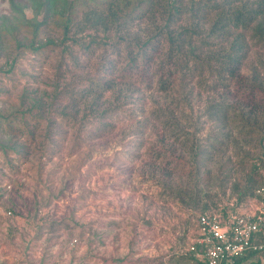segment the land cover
<instances>
[{"label":"rangeland","instance_id":"1","mask_svg":"<svg viewBox=\"0 0 264 264\" xmlns=\"http://www.w3.org/2000/svg\"><path fill=\"white\" fill-rule=\"evenodd\" d=\"M222 1L171 0L180 14L107 27L80 11L63 38L65 21L46 20L45 0H0V183L12 186L5 190L12 215L4 208L0 215V264H196L186 252L196 215L230 204L239 211L248 198L238 203L233 191L236 155L260 153L235 136L205 147L196 179L192 162L182 165L191 146H206L220 129L209 106L223 100L239 112L264 104L259 96L247 103L243 85L264 86V45L251 31H211L219 11L207 4ZM226 1L223 11L239 4L264 11V0ZM38 25L34 45H54L40 54L30 48ZM189 35L197 56L181 72L186 47L168 61V38ZM145 42L155 47L147 62ZM233 46L240 63L228 77L220 58ZM105 79L112 88L102 91ZM181 180L190 190L196 184V204L176 197ZM255 259L264 264V253Z\"/></svg>","mask_w":264,"mask_h":264},{"label":"trees","instance_id":"2","mask_svg":"<svg viewBox=\"0 0 264 264\" xmlns=\"http://www.w3.org/2000/svg\"><path fill=\"white\" fill-rule=\"evenodd\" d=\"M32 1L36 3V0ZM57 1L58 0H45V18L47 20L51 14H54L55 16L64 19L65 23L63 25L62 31L63 38H66L65 35L68 32L70 23L75 19L77 12L80 11H82L83 15L85 16L84 18L88 20L91 18L94 19L90 21L92 24L98 22L102 27H107L108 25L114 24L117 25L120 20H126L128 18L136 19L149 13H157L162 11L174 14L181 13V8L173 4L171 0H79L77 3H74V0H72L69 4H67L66 0H61L60 6H57ZM229 3L230 2L225 0L222 2L207 4L208 7L214 9L215 11H219V15L216 16L217 19L214 22V25L211 27V31L219 34H228L232 30L251 31L253 37H255V39L264 45V11L262 12V10L259 8L252 9L251 7H246L244 4L235 5L233 7L229 6L226 11H223L224 5ZM41 6L42 5L38 6L36 4L37 10H39ZM90 7H92V9H90ZM56 8L59 9H57L55 12H52V10ZM35 13L37 14L38 12L35 11ZM40 26L41 25H38L36 27V31L34 30L35 36L33 35V39L30 42L31 50L39 54L54 46L50 40L43 43L41 42V44L38 46L34 45L36 41L35 37L38 33V30H40ZM184 33H190V31H183L182 34ZM152 39H156L155 35L152 37ZM168 43V61L172 60L173 54H180L184 48L183 46L186 47V52L183 55L184 58L178 64V71L182 72L184 69L190 71V59L194 60L197 56L195 53V47L191 45V35H189L188 38L183 37L173 39L169 37ZM147 45H149V47H147ZM154 49L155 47L150 45L149 42H145L144 45L139 49L140 55L144 62L150 60V55L155 52ZM232 50L234 53L231 52V55L227 54L228 57L225 55L224 57L220 58L221 63H226L221 69V72L224 71L228 77H235V67H237V65L240 63L239 55L237 54L238 51H240V47L235 50L233 46ZM187 56L189 57L188 59ZM131 63L129 66H132ZM195 65L196 61H191V67H194ZM111 83V80H101L98 82V87L102 91L110 90L112 88ZM243 85L245 89L248 90L247 95L245 96V99H248L245 100L247 103L251 102L253 97L257 98L258 96L264 101V86L262 84H256L255 80H252L251 82H244ZM249 105L246 104L241 106L239 112L233 110L232 107L223 100L208 107V118L214 123H217V126L220 129L214 131L211 136H208L210 143L206 146L195 145L189 148L191 161L185 160L183 161L182 165L187 167L188 164L192 162L190 165L191 176L193 175L196 179V176L200 175V161L204 159L206 152L205 147L214 150L215 143H217L219 139H227L231 141L234 140L235 136H239L243 138L241 145L245 147L251 146L255 150L258 148V151L261 153V155H263L262 158H264V104L261 106V109H258L259 111H256L253 107H247ZM254 137H258V141H256ZM242 151L243 148L240 153L236 155L237 163L239 164L238 171L240 175L237 176L233 185V191L237 194L238 203L247 198L253 197L255 190L261 186L260 180L258 179V176H260V163L257 158L260 153H258L256 158L253 159L251 154V157H248V151L243 153ZM239 157L240 159L238 160ZM178 159H180V157ZM229 161L230 159H228V162ZM179 163L180 162H177L176 166L179 165ZM176 166H174L175 169ZM230 167L227 168V172L232 174L233 171ZM171 173L172 171H164L162 172V175L169 178ZM194 185L196 191L193 186L191 187V190L189 187H185L181 180V184L176 190V197L183 198L187 196L191 198V204H196L198 188L196 187V184ZM263 253L264 249L256 252H247L243 256L235 259L234 264H259L258 260L252 261V259L254 256H258ZM191 257L192 256L190 255L188 258L189 261H194L196 264H201Z\"/></svg>","mask_w":264,"mask_h":264},{"label":"built area","instance_id":"3","mask_svg":"<svg viewBox=\"0 0 264 264\" xmlns=\"http://www.w3.org/2000/svg\"><path fill=\"white\" fill-rule=\"evenodd\" d=\"M9 189L12 186L6 184L5 190ZM236 207L230 204L221 207L218 213L207 211L196 215L186 252L197 262L234 264L245 253L264 249V185L255 190L239 211ZM3 215L9 217L12 212L7 210Z\"/></svg>","mask_w":264,"mask_h":264},{"label":"crops","instance_id":"4","mask_svg":"<svg viewBox=\"0 0 264 264\" xmlns=\"http://www.w3.org/2000/svg\"><path fill=\"white\" fill-rule=\"evenodd\" d=\"M2 183V182H1ZM0 183V195H3V196H1L0 198H1V200H0V215L2 214V208H4L5 209V211H7V210H10L11 208H9V207H7L6 206V204H7V200H6V197H5V189H3V183L1 184ZM9 194H11V193H9ZM8 195V194H7ZM6 195V196H7ZM11 211V210H10ZM254 261H257V259H255ZM259 261V260H258ZM259 264H260V262H259Z\"/></svg>","mask_w":264,"mask_h":264}]
</instances>
